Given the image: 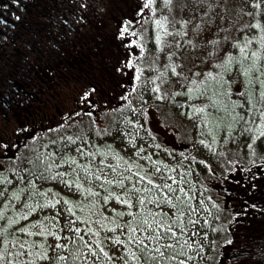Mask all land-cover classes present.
I'll use <instances>...</instances> for the list:
<instances>
[{"label": "snow or ice", "instance_id": "snow-or-ice-1", "mask_svg": "<svg viewBox=\"0 0 264 264\" xmlns=\"http://www.w3.org/2000/svg\"><path fill=\"white\" fill-rule=\"evenodd\" d=\"M154 2L155 0H146L142 7L151 8ZM163 3L168 6L171 5L172 0H163ZM262 5H264V0H252L251 6L260 11L248 13L253 16L255 22L241 26L240 30L245 31V35L233 44V47L238 50V55L226 54L215 65L220 71L215 75L212 72L204 74L212 83L204 84L203 90L200 91L199 85L203 82L191 80L201 95H207L212 99L210 107L219 112V103L215 98L227 95L224 90L223 75L230 71L232 65H237V71L244 76L249 89L248 93H239L245 96V103L229 104L225 102L224 110L232 117L226 131L229 137L233 138L232 133L236 131L233 125H239V134L248 137L247 147L254 156L257 155V142H264L262 140L264 138V23L255 19L257 15L264 13ZM87 6L86 3L79 5L81 9L87 8ZM223 7L220 0H191L190 19L181 18L180 21H177L173 17L169 21L167 17H164L163 22L158 19L156 24L161 27L163 23L170 22L173 28L180 24L184 29L191 25V37L184 43L195 47L196 40L206 29H211L215 16H220L223 20L222 13L217 10ZM15 18L19 19L18 16ZM77 22H80L79 19ZM2 23L4 22L0 21V24ZM121 28V36H123L124 33H127L128 28L126 24ZM223 30L218 28L214 35H218L219 31ZM251 30H256V33L250 36L247 33ZM166 34L183 37L187 36L188 32L168 31ZM132 35L135 33L133 32ZM219 42L215 38L208 39L205 47L211 45L214 48ZM157 43H160V36H157ZM254 43L257 47L252 48ZM167 46L172 47L173 45ZM175 46L182 47L179 42ZM173 55L175 53L167 54L169 61ZM128 66L126 63L125 67ZM165 67H169L172 74L181 75L177 72L178 65L169 64ZM136 71L140 72L139 69ZM160 75L164 76V73L161 72ZM194 75L201 74L194 73ZM139 78V75L135 76V79ZM151 83L154 84L155 81L153 80ZM209 88H214V91L209 93ZM152 90L159 93L160 87L157 86ZM188 92L192 93L193 89L189 88ZM157 98L162 99L163 97L157 96ZM82 99L88 100V94H85ZM89 105V112L86 114L91 115V108L94 105H91L90 101ZM237 107L244 109V112L235 113ZM133 111H135L134 108ZM196 111L204 114L205 124L211 120L213 127H220L222 120L219 116L213 115L206 108H199ZM72 115H79V113ZM72 115L68 119H72ZM210 134L213 135L214 143L215 134ZM128 135L130 136L129 142L133 147H136V136L131 133ZM78 140L79 143H77ZM200 143L205 144V141L201 140ZM53 144L55 145L56 141H53ZM69 144L76 145L74 155ZM205 146L211 147L207 144ZM0 147L8 148L4 144H0ZM108 150L110 151V146ZM146 153L147 149L140 146L133 153V157L150 163L151 168L148 167V164L137 163L134 158L123 159L118 154H114V158L117 160L116 165L106 164L105 160L108 159V155L99 153V149L90 141L79 136L75 138L68 136L64 140L63 147H57L54 151L37 152L34 160L30 161L32 167L25 169L26 175H19L18 179H16L17 173L14 172L13 179H10L4 176L3 171L0 170V207L15 211V215L7 216L0 211V221H5L8 228L14 229V232L11 233L14 235V240L10 242L11 248L6 243L7 229H0V264H116L117 261L120 264H173L178 257L185 258L180 259L178 264L194 261L200 256L202 245L197 243L201 238L199 230H193L198 223L194 216L197 215L199 205L196 208L192 207L190 201L196 197L191 191L185 190V186L189 189L192 188L186 179L190 173L178 172L176 168H169L168 165L153 160L152 154ZM98 154L101 159L99 164H96ZM120 161H123L122 168ZM134 168L135 171H133ZM173 172H176L177 175H171ZM27 176L32 178L28 179ZM38 181H54L74 194L83 193L85 199H88L89 196L98 197L103 192L102 199L105 205L115 199L117 203L125 206L127 211L111 209L114 216H105L96 211L98 201L93 199L90 203L82 205L80 202H74L67 198L61 200L59 192L51 188L46 191L40 189ZM13 183L16 184L14 188L11 187ZM93 184L100 191H94ZM12 202L20 203V208L16 209L15 203ZM57 205H61V207L57 208ZM163 207H168L173 211L170 214L164 211ZM48 208L54 209L56 215L42 216L38 221H31L22 227H16L21 221H28L37 211L43 212ZM74 208H79L81 211L87 208L90 215L87 219H82L76 215ZM133 208L135 211L132 210ZM156 209H160V211H156ZM62 212L67 215H65V222L61 226L59 217ZM125 216L130 219L120 223ZM93 217L98 218L93 219ZM106 221L112 226L109 227L105 223ZM93 223L104 229L105 233L111 232L113 235L105 234L101 237L100 232L92 228ZM78 224L83 227L77 226ZM33 236H40L41 240L21 238ZM49 236L56 240L54 245L47 243ZM109 244L120 246L118 250L121 251V254L119 256L110 255L105 250ZM12 248H15L16 251L13 252ZM190 251H194L195 255H190Z\"/></svg>", "mask_w": 264, "mask_h": 264}, {"label": "rangeland", "instance_id": "rangeland-1", "mask_svg": "<svg viewBox=\"0 0 264 264\" xmlns=\"http://www.w3.org/2000/svg\"><path fill=\"white\" fill-rule=\"evenodd\" d=\"M220 3L224 5L223 8H218L217 10L220 11L223 15V20L220 18V16L214 17V23L211 26V29H206L205 32L201 35L199 39L196 40V46L193 47L190 44H185L184 41L188 40L191 37V25H188L186 29L181 28L180 24H177L175 28H173L172 23H163V26L158 27L156 24V21L160 19L163 22V18L167 17L169 21L175 18V20L180 21L181 18L183 19H190L191 18V0L185 1L183 4H180V10H178V6H172L171 11L166 10L163 12H157L153 17L150 18L149 23L147 17V21L142 22L138 29L133 30L135 35H132V31L129 30L127 33H124L125 37H121L122 42L124 44V47H129L127 54L129 53H141L142 51L147 53V55H151L152 49L147 47V34L146 30L147 28L150 29V31L153 33H156L157 36H160V43H157V40L153 41L151 43V46L157 45L156 49L159 52L157 61L155 63V67L153 69H150L149 71L144 72V79L143 87L139 89V92L137 93V97L140 96L139 99L131 100V107H127L128 105H125V101L123 102V98L126 95L125 91H129V88L127 86L125 87L122 85L119 88V93L110 101H107L106 97H99L97 89L93 87H89L90 91L88 93V97L91 100L94 107L91 108V115L94 112H99L98 115H93L96 119L102 117L103 113V107H123L125 105L124 110V116L123 121L120 126L119 133H116L112 139V141L107 145L103 147H98L96 145V142L92 139H86L91 142V144L95 145L96 148L99 149V153H106L108 155V159L105 160L106 164H112L116 165L117 160L114 158V154H118L123 159H130L134 158L133 153L137 151V149L140 146H143L147 149L146 154H152V159L156 161L162 162V164L168 165L169 168H176L178 172H189L190 175L186 177V179L189 181V183L192 185V188L189 189L185 186L186 191H191L195 195V199L191 200L190 203L193 208H196L197 205H199L197 215L194 216V219L198 220V223L196 224V228L193 230H199L200 233V239L197 241L198 245H202V252L200 253V256L197 257L194 261L187 262V264H223L222 259L228 252L230 253L231 250L227 247V244L232 236L233 231L228 227L230 222V218L232 215L228 216V218H221V213L225 211L231 210L234 215H237L240 212V209H235V205L232 204L233 202L230 199L229 206H224L222 208V203H226L225 195L230 196L232 194V190H230L227 187V180L233 181V174L234 172H238L239 169L245 170L249 167H252L248 164L253 162L255 158H251V153L249 152V149L247 146H245V150L242 152H237L233 156L227 155L226 162L233 167H228L226 170L222 169L221 167H217V164L211 160L206 159V161H209V163H215V165H207L204 166L203 164H197L196 161L199 158V154L201 151L200 147V139L202 136L201 133H204L205 131V124H204V114L199 113L196 111L199 108H206L207 111H210L213 113V115L219 116L221 119L225 117L228 112L224 110V104L225 102L231 104H241L240 100L237 99V95L240 96L239 93H248L247 87L248 85H224V90L226 91L227 95L223 97H217L220 111L216 112L213 108L210 107L212 104V99L209 98L207 95H201L199 91H197V86H194L191 83L192 79H195L197 81H202L203 84L199 85L200 91L203 90V85L212 83L209 79L205 77L204 74L208 72H204L206 69V60L210 58L209 52L212 54L214 53L215 47L208 45L205 47V44L207 43L208 39H218L222 43L229 34H231L230 31H233L230 27V25H234V15L235 10H238V8H242L244 13L247 14V17L244 16V20L247 24L255 22L253 19V16L248 15V13H258L260 10L254 8L251 6L252 0H220ZM264 7V5H262ZM131 8H134V5L131 6ZM135 9V8H134ZM108 12V10H107ZM256 20L261 21L264 23V13H261L255 17ZM145 25V26H144ZM241 27V26H240ZM224 29L223 31H219L218 35H214L217 31V29ZM114 31L117 29V25H113ZM239 34L237 38L234 40V42H228L229 44L232 43L230 46H223L221 48V54L224 53L225 49L228 47V49H235L233 47V43L240 40L244 35L245 32L241 31L240 29H236ZM168 31H187L188 35L183 37H176L173 35H167L166 33ZM110 33V29H108V34ZM236 31L234 32V34ZM256 33V30L248 31V35H253ZM128 37L130 39L129 42L125 41V38ZM231 41H233L232 38H230ZM120 43V40H118ZM181 43L182 47H176L175 45L177 43ZM139 43V45L137 44ZM173 45L172 47H168L167 45ZM121 45V43H120ZM252 48L257 47V45L254 43ZM184 48L185 51L190 49V51H193V61L191 62L188 60L186 64L182 60V56L177 54L178 49ZM133 50V51H132ZM233 51V55H238V50L236 49ZM168 53H175V55L172 56L171 61H169L167 54ZM222 56L220 55V58ZM145 58V55H144ZM169 64H175L178 65L177 72L181 73L180 76L174 75L171 72V69L169 67H165ZM204 64V65H203ZM121 66H125L124 62H122ZM233 70H235L236 74L237 71V65H233ZM163 72L164 76H161L160 73ZM194 73H200L201 75L195 76ZM184 78L185 80L178 79ZM241 78H244L243 75L240 74ZM124 78L126 79H133L134 76L125 75ZM126 79V80H127ZM245 79V78H244ZM136 81V79L134 78ZM155 81V83H151V81ZM170 85H174V88H170ZM182 85V86H181ZM159 86L160 92H154L152 89ZM170 88V89H169ZM192 88L193 92L189 93L188 89ZM95 91H92V90ZM125 90V91H124ZM125 93H124V92ZM214 91V88H209V93ZM55 94L56 91H47L46 97L47 99L50 98L53 93ZM177 93H179L177 95ZM79 94V91L77 89L70 91V93L64 95V101L66 103H69L70 110L63 115L70 116L74 113V110L77 108L76 105L78 102H75L77 99V96ZM85 95L81 94V97H84ZM157 96H162V99H158ZM236 96V97H234ZM245 103V96L241 95ZM44 98V95H43ZM139 101L141 102L139 104ZM57 103V102H56ZM165 104L167 106H170L171 110L174 112V115L172 119H167L163 117V114L160 112V109L156 105ZM105 105V106H104ZM57 106V105H55ZM247 107V105H245ZM88 107L87 104H85L81 109L85 111V109ZM133 107L135 111H133ZM90 106L87 108L89 109ZM128 108V109H127ZM146 111L145 117H140L141 111ZM128 111V112H127ZM244 109H241L237 107L235 109V113H243ZM233 113V114H235ZM60 117L54 122H51L49 124V127L54 128L58 125L66 124L67 122L71 121V119H68V117ZM103 118V117H102ZM78 119V117L74 118ZM80 120V119H78ZM98 122H101V119L97 120ZM196 121H198L199 125L195 126ZM66 122V123H65ZM231 123V122H230ZM230 123H226L223 121L221 124V127L228 126ZM135 126V127H133ZM143 126V127H141ZM212 125V129H214ZM50 129V128H48ZM225 130V131H224ZM220 132V136L222 137L224 135V132H226V129H224ZM150 131L152 134L155 135L156 140L164 141L169 147L170 145L173 147V149L176 151V155H170L163 153L158 147L157 143H153V140L150 136V134L147 132ZM224 131V132H223ZM128 133H131L132 135L136 136L135 145L136 147H133L130 141V136ZM3 134H0V138ZM40 137V136H39ZM39 137H34L32 140V144L38 141ZM224 139V138H222ZM238 140H244L246 142V145L249 143L248 137L240 136L237 137ZM264 140V138H262ZM79 143V140L78 142ZM230 145H232L229 142ZM236 144V143H234ZM228 145V142L225 144ZM260 145V144H259ZM110 146V151L108 150ZM234 146L233 149H235L237 146ZM70 148H72V154L74 155V149L76 145H70ZM257 147V146H256ZM220 151V148H219ZM242 153L243 156H242ZM24 157V156H23ZM244 159H243V158ZM22 158V157H21ZM236 160L234 164L231 163V159ZM101 159L100 154L97 155L96 164H99ZM136 159L137 163L140 164H148V167L151 168L150 163ZM82 162V161H81ZM242 164V165H241ZM120 167H123V161H120ZM17 168H12L11 170H4L0 164V170L3 171V175L7 176L10 179H13V171H17ZM200 172V175L197 174V171ZM135 171V168L133 169ZM229 173V174H228ZM171 175L176 176L177 173L173 172ZM18 176L16 179H18ZM206 176V177H205ZM205 177L204 180L201 178ZM39 185V188L42 190H47L49 188L55 190L56 192H59L61 194V200L64 198H67L74 202H80L82 205L90 203L93 199L98 201L96 205V211L98 213H102L105 216L113 217L114 213L111 211V209H115L116 211H127V208L125 206H122L121 204L117 203L115 199L110 200L108 204L103 203V195L104 193L101 192V195L98 197H88V199L84 198L83 193H73L63 185L56 183L54 181H48V182H37ZM171 183V181H169ZM183 186V185H182ZM224 186V189H223ZM11 187H16V184L13 183ZM87 187V186H86ZM92 188L94 191H100L98 187H96L95 184L92 185ZM115 191H118L117 189H114ZM15 203V208H20V203ZM61 205H57V208H60ZM67 207V206H65ZM154 207V206H151ZM76 212V215L81 217L82 219H87L90 215L87 208H84L83 211H81L79 208L73 209ZM135 211V208L132 209ZM164 211H167L171 214L173 211L172 209L168 207H163ZM223 210V211H222ZM0 211L4 212L5 215H15V211L13 209H4L0 207ZM156 211H160V209H156ZM230 212V211H229ZM232 214V213H231ZM52 215L55 216L56 212L52 208H48L44 210L43 212L37 211L35 214H33L28 221H21L20 224H17L16 227H22L24 224H29L31 221H38L41 219L42 216H48ZM65 215L67 213L62 212L59 219L61 226L65 222ZM74 218V217H72ZM98 217H93V219H96ZM130 219L129 217L125 216L123 220L120 221V223H123L124 221ZM108 224L109 227L112 225ZM79 227H83V225H77ZM92 228L96 231L100 232V236L103 237L105 234L111 236L113 235L111 232L105 233L104 229L100 228L99 225L93 223ZM0 229H7V240L6 243L9 244V247L11 248V241L14 240V235L11 233L14 232V229L8 228V225L5 221H0ZM236 228L233 230L235 231ZM232 231V233H231ZM66 234V233H65ZM83 235V233H81ZM190 234V233H189ZM22 239H30V240H41L40 236H33V237H21ZM187 238V237H185ZM87 239V237H86ZM195 239V238H193ZM63 242V241H61ZM48 244L54 245L56 243V240L52 237H48ZM120 246H112L109 244V247L105 250L109 252L110 255H116L119 256L121 254V251L118 250ZM218 249V252H217ZM12 251H16L15 248H12ZM228 253V254H229ZM190 255H195L194 251L189 252ZM181 259H185L184 257H181ZM180 260V259H179ZM178 260V261H179ZM177 261V260H176ZM116 264H120L119 261L116 262Z\"/></svg>", "mask_w": 264, "mask_h": 264}, {"label": "trees", "instance_id": "trees-1", "mask_svg": "<svg viewBox=\"0 0 264 264\" xmlns=\"http://www.w3.org/2000/svg\"><path fill=\"white\" fill-rule=\"evenodd\" d=\"M101 1V0H97ZM106 4L109 5V16L108 19H112V25L115 21L120 20L122 18V15L124 13L126 14V11L124 10V7L127 6L125 3V0H104ZM187 0H172L171 5H164L163 0H155L152 7L149 8V19L148 23L151 17L155 15L157 12H163L166 10H169V8H172V6H178V10H180V4H183ZM41 12V11H40ZM106 11H99V7L97 9V13L93 16V19L100 18V21L102 18L106 17L105 14ZM48 13H53V11H48ZM51 15H49L50 17ZM125 16V15H124ZM244 16L247 17V14L244 13L242 8H238V10H235V15L233 17L234 19V25H230L233 29V31H230L231 34L227 36V39H224L222 43H219L215 46L214 53L209 56L208 60H206V69L204 72H212L214 75L220 71L215 67L217 63L221 61L222 58L226 56V54H232L233 51L235 53L237 52L236 49H228V47L225 49L224 53L221 54V48L223 46H230L232 43L228 42H234V40L237 38L239 32L236 29H241L240 26L247 25L245 21H243ZM95 17V18H94ZM144 21H147V18L144 19ZM143 21V22H144ZM102 22H98L97 20L95 22H89L88 24H82V28L80 30V34L78 36V40L80 43H82L85 48L86 44L88 46V49L91 51V55L88 53V67L85 68L82 66V63L80 64V68L78 73L76 75H72L69 77L67 75L66 77L59 78V76L52 73L49 75V78H44L43 80L47 84L48 91H56L57 92L50 96L48 100H46V106L49 108L46 110V114L48 117H51L52 114L55 115L57 118L60 116L63 117L64 113L68 112L70 110L69 103H66L64 101V95L70 93V91H73L77 89L79 91V94L77 96V99L75 102L80 101L79 104L82 105H89L90 99L83 100L81 98V94H88L90 89L89 87L97 89L98 96L99 97H106L105 99L107 101H110L113 99L118 93L119 88L124 85L125 87L129 88V91H125L126 95L122 99L123 102L125 101V105L127 104V107H131V100L139 99L140 96L137 97V93L139 92V89L143 87L141 85L143 83L144 79V72L149 71L150 69H153L155 67V63L157 61L159 52L156 49L157 45L154 47L151 46V43L155 40H157L156 33H152L149 28L146 30L147 34V47L151 48V55L145 54L144 51L141 53H129V56L127 60L124 56V49L121 48L120 43L116 39V37L113 35L111 26H110V32L111 35H108V31L106 27H102ZM108 25V24H106ZM39 25H34V27H37ZM66 25L62 26L61 32H57L56 30H53V25L48 26V35H42L43 38L46 36L49 38L48 40L44 39L46 44H49V52L50 54L52 51L55 52L56 48L52 46V43L60 42V45L62 46L63 42L65 43L68 38L71 36L70 32L67 31ZM145 26V25H144ZM43 27V26H42ZM114 30V29H113ZM236 33L234 34V32ZM245 32V31H244ZM45 34V33H44ZM233 41H231V39ZM139 44V43H138ZM234 44V43H233ZM33 49H36L38 52L42 50L41 48V42L38 40H35L33 42ZM123 54V56H122ZM178 55L182 56V60L186 64L188 60L191 62L193 61V51L188 49L187 51L182 49H178L177 51ZM145 55V58H144ZM220 55L222 56L220 58ZM51 59V57H50ZM122 62H124V65H129L128 67L121 66ZM204 65V64H203ZM233 65L230 68V71L227 73H224L223 78L225 81V85H248L247 81L244 78L240 77V73H235L236 71L233 70ZM118 69H120L118 71ZM137 69L140 70L139 73H137ZM69 74V73H66ZM134 75V78L136 75H139V79L136 81L134 78L131 79H125V75ZM33 77L36 80H40V78L33 74ZM181 80H185L184 78H179ZM142 82V83H141ZM182 86V85H181ZM174 88V85H170V88ZM169 88V89H170ZM249 89V87H247ZM123 91V92H124ZM124 92V93H125ZM126 97V99H125ZM236 97V96H234ZM244 97L241 95H237V99L240 100L241 103H244L243 100ZM57 102V103H56ZM141 102L139 101V104ZM45 105V104H43ZM57 105V106H55ZM82 105H78V107L74 110L73 114L79 113V115H72V119L69 122H65L66 124L58 125L54 128L46 129L45 132L41 133L39 139L37 142L32 144L31 141H28L21 149V152L19 156L12 158V159H5L0 161V164L4 170H11L12 168H17V171H13L18 175H26L25 169L31 168L32 165L30 161H33L37 152H47V151H54L57 147H63L64 140L68 136L75 137H83L84 139H92L96 142V145L98 147L107 146L115 137L114 135L116 133H119L121 123L123 121L124 116V108L125 105L122 107H113V108H106L103 107V113L101 119V122H98L93 115L86 114L89 111L82 112V111H76L79 107H82ZM105 106V105H104ZM160 109V112L163 114L164 118L172 119L173 117L176 118V114L174 115V112L171 110L170 106H167L165 104L156 105ZM134 108V107H133ZM128 109V108H127ZM128 112V111H127ZM99 112L97 113V115ZM139 115L140 117H145L146 111H141ZM69 117V116H65ZM78 117V119H75ZM222 122H220V126L225 121L227 124L231 122L232 117L227 114L223 119H221ZM205 124V122H204ZM71 125V127H69ZM199 123L196 121L195 126H198ZM201 125V124H200ZM199 125V126H200ZM213 122L209 120L207 124H205V131L202 135L200 141H205V144L211 145V147H206L205 144L200 143L201 151L199 154V158L196 161L197 164H203L207 167V165H215L217 164V167H221L222 169L226 170L228 167L232 168L233 166L228 164L226 162L227 155L233 156L237 152H242L245 150L246 142L244 140H238L237 137H239V125H233L234 128H236V131L232 133V137L230 138L227 131L224 132V129H227L226 126L221 128H214L212 129ZM224 130V135L221 137L220 132ZM152 140L153 143H157V147L165 154L170 155H176V151L173 149V147L170 145V147L164 142L156 140L155 135L152 134L150 131H147ZM210 133L215 134V142L213 143V135ZM222 133V132H221ZM241 136V135H240ZM224 138V139H222ZM1 140V138H0ZM53 141H56V144H53ZM78 142V141H77ZM228 142V145H225ZM229 142L232 145H236L237 147L233 149L234 146L230 145ZM236 143V144H234ZM260 144V145H259ZM71 144H69L70 146ZM47 146V147H45ZM257 155H251V158L249 161L253 158L255 160L251 162L248 165L254 164L256 162H259L260 160L263 161L264 159V142H257ZM70 148V147H69ZM220 148V151H219ZM72 150V148H70ZM244 153H242L243 156ZM24 156V157H23ZM22 157V158H21ZM243 158V157H242ZM206 159H211L215 163H209V161H206ZM244 159V158H243ZM237 162L233 158L231 159V163L234 164ZM242 165V164H241ZM197 171V174L200 175L199 170L194 169ZM206 177V176H205ZM205 177H202L201 179L204 180ZM28 179H31V176H27ZM222 208L224 206H227V203H222ZM223 211V210H222ZM230 211V212H229ZM225 211L221 213V218H228V216L233 215L232 211ZM232 213V214H231ZM231 219V218H230ZM261 234L257 232L253 233H236L235 236L237 239H242L239 241H244L242 244H239L236 248H229L230 253L225 254L223 257V260L226 261V264H264V248L258 249L249 244L252 242L253 237H259ZM218 252V249H217ZM181 259V257L177 258V261H174L173 264H178V260Z\"/></svg>", "mask_w": 264, "mask_h": 264}, {"label": "flooded vegetation", "instance_id": "flooded-vegetation-1", "mask_svg": "<svg viewBox=\"0 0 264 264\" xmlns=\"http://www.w3.org/2000/svg\"><path fill=\"white\" fill-rule=\"evenodd\" d=\"M104 2V0H0V21L4 22L0 24V134H3L0 144L8 146L7 149L0 147V161L19 156L22 147L28 141L40 136L50 128L51 122L61 117L57 118L53 114L48 117L46 114V110L49 109L46 106L48 90L43 77L49 78L52 73L59 78L67 75L71 77L78 73L81 63L83 67H88V53L91 55V51L87 44L85 48L78 40L83 23L88 24L97 20L104 23L102 27H106L107 31L111 26L113 35L120 40L121 48L124 49L122 56L127 60L129 47H124L122 42L121 37L125 36L124 34L121 36V26L126 24L128 30L130 28L132 32L138 29L149 15V8L142 7L146 0H125L127 6L123 11H126V14L114 22L113 25H117L116 31L113 30L112 19L107 18L110 13L107 12L109 5ZM81 3H86L87 8L81 9L79 7ZM132 5L135 9L131 8ZM98 7L100 12L106 11V17L101 21V16L93 19ZM17 16L19 19L15 18ZM78 19L80 22H77ZM49 25H53L52 31L57 32H61L62 26L66 25L71 35L62 46L60 42L54 41L52 46L56 50L51 54L49 44L44 40L49 38L42 37L49 34ZM108 35L110 36L111 32ZM35 40L41 42L40 52L33 49ZM125 41L129 42L130 39L126 37ZM33 74L40 80H36ZM250 166L252 167L234 172L232 175L234 182L227 180V187L232 190L230 196L225 195L227 206L230 207L231 199L235 209H240V212L237 215L234 213L230 219L231 225L229 223L228 227L233 231V236L231 243H226L228 248H236L244 242L235 236L236 233L242 232L261 234L259 237H253L249 244L253 243L252 246L258 249L264 248V159ZM222 263L226 264V261L222 259Z\"/></svg>", "mask_w": 264, "mask_h": 264}]
</instances>
